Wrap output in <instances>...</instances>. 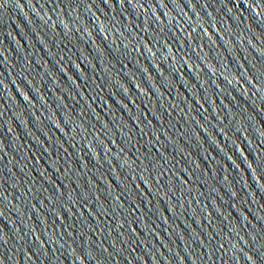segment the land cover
I'll return each mask as SVG.
<instances>
[{"label": "water", "instance_id": "obj_1", "mask_svg": "<svg viewBox=\"0 0 264 264\" xmlns=\"http://www.w3.org/2000/svg\"><path fill=\"white\" fill-rule=\"evenodd\" d=\"M0 264H264V0H0Z\"/></svg>", "mask_w": 264, "mask_h": 264}]
</instances>
